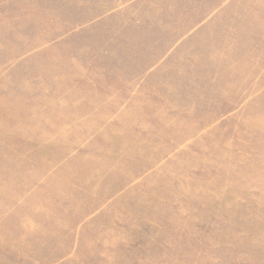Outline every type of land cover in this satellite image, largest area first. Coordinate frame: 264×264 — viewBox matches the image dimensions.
I'll use <instances>...</instances> for the list:
<instances>
[{"label": "rangeland", "instance_id": "1", "mask_svg": "<svg viewBox=\"0 0 264 264\" xmlns=\"http://www.w3.org/2000/svg\"><path fill=\"white\" fill-rule=\"evenodd\" d=\"M221 2L0 0V264H264V95L248 110L241 95L232 97L239 109L222 111V121L148 189L128 192L127 208L111 218L121 222L97 228L103 239L80 240L71 255H45L34 228L23 226L26 214L36 215L19 173L37 167L32 153L48 152L23 140L25 111L53 103L55 88L72 86V73L101 69L120 41L154 39L149 27L168 3L209 9ZM224 7L220 24L235 18L245 26L251 15L255 25L263 21L264 0ZM197 17L180 16L181 23Z\"/></svg>", "mask_w": 264, "mask_h": 264}, {"label": "crops", "instance_id": "2", "mask_svg": "<svg viewBox=\"0 0 264 264\" xmlns=\"http://www.w3.org/2000/svg\"><path fill=\"white\" fill-rule=\"evenodd\" d=\"M221 1L209 9L168 3L161 22L150 23L154 39L120 41L101 69L72 73V86L55 88L53 103L25 111L23 140L48 152L32 153L37 167L19 173L36 215L26 214L23 226L34 228L45 255H71L78 241L103 239L97 228L121 222L111 218L127 208L128 192L148 189L222 111L239 109L232 97L241 95L248 110L264 95V15L257 25L253 15L245 26L235 18L220 24L235 0ZM188 15L198 17L181 23Z\"/></svg>", "mask_w": 264, "mask_h": 264}]
</instances>
